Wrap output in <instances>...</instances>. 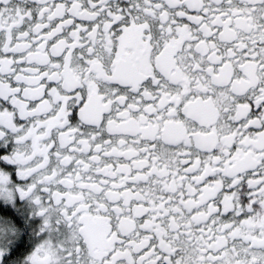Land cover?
<instances>
[{
    "label": "snow or ice",
    "instance_id": "6c2138e0",
    "mask_svg": "<svg viewBox=\"0 0 264 264\" xmlns=\"http://www.w3.org/2000/svg\"><path fill=\"white\" fill-rule=\"evenodd\" d=\"M0 264H264V0H0Z\"/></svg>",
    "mask_w": 264,
    "mask_h": 264
}]
</instances>
